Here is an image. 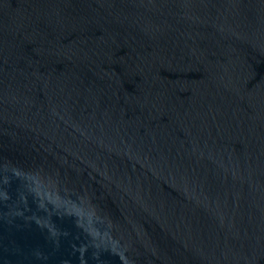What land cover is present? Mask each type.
<instances>
[{
    "label": "water",
    "instance_id": "1",
    "mask_svg": "<svg viewBox=\"0 0 264 264\" xmlns=\"http://www.w3.org/2000/svg\"><path fill=\"white\" fill-rule=\"evenodd\" d=\"M0 264H264V0H0Z\"/></svg>",
    "mask_w": 264,
    "mask_h": 264
}]
</instances>
